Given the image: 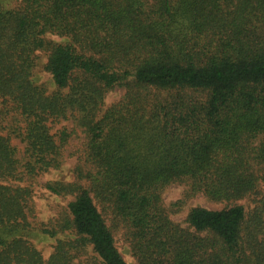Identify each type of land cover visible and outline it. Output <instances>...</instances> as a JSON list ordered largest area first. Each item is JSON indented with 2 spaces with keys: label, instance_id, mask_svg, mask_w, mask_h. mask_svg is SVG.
<instances>
[{
  "label": "trees",
  "instance_id": "trees-1",
  "mask_svg": "<svg viewBox=\"0 0 264 264\" xmlns=\"http://www.w3.org/2000/svg\"><path fill=\"white\" fill-rule=\"evenodd\" d=\"M54 35L60 41L48 39ZM42 69L54 89L38 83ZM122 88L115 103L105 94ZM84 134L55 226L28 221L31 183ZM0 264H264V0H21L0 9ZM15 182H23L25 185ZM183 187L170 205L164 190ZM202 195L219 210L184 201ZM66 232V238L58 233ZM54 239L44 260L31 240Z\"/></svg>",
  "mask_w": 264,
  "mask_h": 264
},
{
  "label": "rangeland",
  "instance_id": "rangeland-1",
  "mask_svg": "<svg viewBox=\"0 0 264 264\" xmlns=\"http://www.w3.org/2000/svg\"><path fill=\"white\" fill-rule=\"evenodd\" d=\"M21 3V0H0V9L10 10L17 8ZM48 39L54 41H60V39L54 35H46ZM45 63V56L40 54L38 58V66L35 71V78L38 83L43 84L46 89L52 91L54 89L51 82L50 75L42 69ZM124 90L122 88H114L108 91L104 97V105L107 106L117 102L123 95ZM51 133L56 134L61 128H66L71 132L70 138L63 146L61 151V164L57 168L50 169L46 173L38 175L31 183V198H30V211L28 214V221L31 223L32 228L40 230L42 227L55 226L60 213L66 207V205L73 199L71 196H60L51 193L45 188V184L53 181L72 182L75 180V168L78 163V156L82 153V143L84 134L80 128L75 127L71 120H63L57 123H50ZM0 135L9 137L10 143L16 148L17 154L21 155L23 151V143L19 138L11 135L7 129H3L0 126ZM25 185L23 182H15ZM183 187L177 185H171L167 187L163 194L162 200L165 205H170L177 199H182ZM194 206L205 207L207 209L219 210L223 208V204L215 203L202 195L198 194L194 197L184 201V204L180 210L172 215V219L183 223L187 211ZM59 238H66L67 233H58ZM35 249L40 252L42 258L47 260L53 250L55 244L54 239L49 238L47 235L41 236L40 234L31 240ZM115 243L123 258L127 264H133V258L126 246V243L117 234L115 237ZM94 255L91 249L88 248L85 252H82L76 256L72 264H92L91 257Z\"/></svg>",
  "mask_w": 264,
  "mask_h": 264
}]
</instances>
